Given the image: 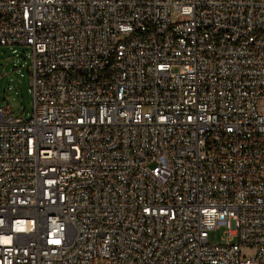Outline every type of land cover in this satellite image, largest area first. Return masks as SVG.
<instances>
[{"label": "built area", "instance_id": "built-area-1", "mask_svg": "<svg viewBox=\"0 0 264 264\" xmlns=\"http://www.w3.org/2000/svg\"><path fill=\"white\" fill-rule=\"evenodd\" d=\"M0 47V264H264V0H0Z\"/></svg>", "mask_w": 264, "mask_h": 264}, {"label": "rangeland", "instance_id": "rangeland-1", "mask_svg": "<svg viewBox=\"0 0 264 264\" xmlns=\"http://www.w3.org/2000/svg\"><path fill=\"white\" fill-rule=\"evenodd\" d=\"M16 49L19 55H22L21 58L16 57L9 47H0V105L9 106L16 116L28 118L33 113L34 102L30 93V59L26 62L23 55L29 52L22 47ZM15 66L20 67L21 71H14ZM225 232L224 227L211 230L210 243H223ZM244 253L253 256L255 250H245Z\"/></svg>", "mask_w": 264, "mask_h": 264}]
</instances>
